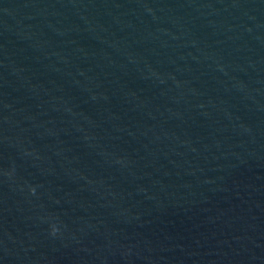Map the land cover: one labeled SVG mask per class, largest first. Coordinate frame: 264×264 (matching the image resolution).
<instances>
[{
  "label": "water",
  "instance_id": "95a60500",
  "mask_svg": "<svg viewBox=\"0 0 264 264\" xmlns=\"http://www.w3.org/2000/svg\"><path fill=\"white\" fill-rule=\"evenodd\" d=\"M0 264H264V0H0Z\"/></svg>",
  "mask_w": 264,
  "mask_h": 264
}]
</instances>
